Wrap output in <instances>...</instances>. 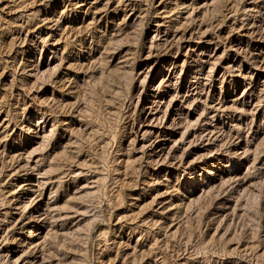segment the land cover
Segmentation results:
<instances>
[{
	"label": "rangeland",
	"instance_id": "1",
	"mask_svg": "<svg viewBox=\"0 0 264 264\" xmlns=\"http://www.w3.org/2000/svg\"><path fill=\"white\" fill-rule=\"evenodd\" d=\"M203 3L0 0V264H264V0ZM157 22L187 61L172 81L200 97L196 120L174 135L192 134L178 142L177 169L141 158L135 132L139 72L149 52H165L151 46ZM203 33L211 44L197 43ZM31 124L54 134L40 144ZM202 176L224 177L195 190ZM48 198L33 247L32 223L20 225Z\"/></svg>",
	"mask_w": 264,
	"mask_h": 264
},
{
	"label": "bare ground",
	"instance_id": "2",
	"mask_svg": "<svg viewBox=\"0 0 264 264\" xmlns=\"http://www.w3.org/2000/svg\"><path fill=\"white\" fill-rule=\"evenodd\" d=\"M198 2V1H197ZM213 2V0H204V3L202 4L203 6H207L209 4H211ZM181 3V2H180ZM183 4V3H181ZM197 4V3H196ZM214 4V3H213ZM178 5V4H177ZM230 5V4H229ZM200 6V5H199ZM198 6V7H199ZM202 6V7H203ZM218 6V5H217ZM235 6V5H234ZM210 8V6H208ZM213 7V6H212ZM218 8V7H217ZM200 9V7H199ZM219 9V8H218ZM232 9V8H231ZM230 9V10H231ZM208 10V9H207ZM233 10H235V8H233ZM219 11V10H218ZM216 11V12H218ZM228 11V10H226ZM166 12V11H164ZM163 12V13H164ZM232 12V11H231ZM191 13V12H190ZM194 13V12H193ZM214 13V11H213ZM220 13V12H219ZM187 15V14H186ZM216 15V14H215ZM231 15V14H230ZM166 16V15H165ZM190 16V15H189ZM228 16V15H227ZM226 16V17H227ZM232 16V15H231ZM191 17V16H190ZM230 17V16H229ZM164 19V18H163ZM179 19V18H178ZM185 19V18H184ZM188 19V18H187ZM166 20V18H165ZM175 20V18H174ZM183 20V19H181ZM180 20V21H181ZM186 20V19H185ZM125 21V20H124ZM173 21V20H172ZM189 21V20H188ZM167 22V21H166ZM163 23V22H162ZM171 23V22H170ZM173 23V22H172ZM166 24V23H165ZM177 24V23H176ZM171 26V24H169ZM168 25V26H169ZM173 25V24H172ZM175 25V24H174ZM178 25V24H177ZM155 26L157 27L155 30V35L152 36V39L155 38V40H159L160 42L156 43L155 45L151 44V46H157L158 47H163L165 49L164 54H156L153 52H149L148 53V58H146L145 60V67L142 71H140L139 73H141L142 76L140 78V81L142 83V89H141V93H143V98L141 100H137V110L136 112H138V124H137V128L135 130L136 134L137 133H141V138L138 140V145H139V151L141 152V158L144 157L146 159H148V163L150 162H154L157 166H161L164 165V163L167 164L168 167L172 168V169H177V163L180 162V160L178 161V157L176 156V150L178 148V144L182 141L185 140L186 135L187 137H191L192 134L189 135V133H186L187 131H183L181 132V136H179V138H175L174 135L179 132V130L181 128H183L186 124L187 125H191L190 123H193V120L190 119V116L193 114L190 109H191V105H193V103L195 102V100L197 99L198 96H196L197 93L194 94H190V95H184L183 94V86L181 84H176L175 82L172 81L173 76H175L177 73L180 75L181 72L183 73V70H185V64L187 61H182L181 63H179V49H180V45H178V48H176V50H173L172 48V44L170 43L171 40L168 39V31L166 30V28L164 30L161 29V23L157 22L155 24ZM171 28V27H170ZM169 29V27H168ZM111 32V31H110ZM114 32V31H113ZM198 32V31H197ZM205 32V31H204ZM163 34V36H162ZM112 36V34H110ZM120 35V34H119ZM175 35V34H174ZM172 35V36H174ZM201 35V31L200 33H198V37H200ZM106 36V35H105ZM109 36V35H107ZM121 36V35H120ZM162 36V37H161ZM203 37H201L198 40V44H201L204 42L206 43H210L211 44V38H209L205 33H203L202 35ZM114 37V36H113ZM117 37V35H116ZM180 37V36H179ZM189 37V36H188ZM164 38V39H163ZM174 38V37H173ZM105 39V38H104ZM113 39V38H112ZM116 39V38H115ZM172 39V38H171ZM185 39V35H182L180 37V40H184ZM202 39V40H201ZM118 40V38H117ZM174 40V39H173ZM177 40V39H176ZM194 40V39H193ZM107 41V40H106ZM110 41V40H109ZM116 41V40H114ZM120 41V39H119ZM118 41V42H119ZM179 41V40H178ZM108 42V41H107ZM124 42V40H123ZM101 43V42H100ZM106 43V42H105ZM111 43V42H110ZM152 43V42H151ZM173 43V41H172ZM104 44V43H103ZM120 43H118L119 45ZM179 44V43H178ZM188 48L191 46L189 44V40H188ZM106 45V44H105ZM114 45V44H113ZM160 45V46H158ZM186 45V44H185ZM103 47V46H102ZM116 47V46H115ZM106 48V47H104ZM109 48V47H108ZM118 48V47H117ZM116 48V49H117ZM150 48V47H149ZM153 48V47H151ZM150 48V49H151ZM113 49V47H112ZM163 49V50H164ZM194 49V48H193ZM111 50V49H110ZM157 50V49H156ZM161 50V49H160ZM102 52V51H101ZM104 52V51H103ZM125 53V52H124ZM158 53V52H157ZM112 54V53H111ZM132 55V54H131ZM127 56V55H125ZM130 56V54L128 55ZM121 57V56H120ZM123 57V55H122ZM152 57V61L149 60ZM126 58V57H125ZM131 60V59H130ZM119 61V60H118ZM121 64V71L123 69L124 73H128L127 75H130L129 73L134 70L135 68H133V66L131 65V63H129L130 61L126 58V60H122L120 58V63ZM204 61V60H203ZM118 63V62H117ZM130 65H129V64ZM210 62V60L204 61V62H199V63H189L188 68L190 69L191 72H193L194 74L196 73V71L198 72V70H203L205 68L206 65H208ZM51 62L48 61L46 62V66L50 65ZM71 65V64H70ZM80 65V64H79ZM160 65V66H159ZM211 65V64H209ZM117 66V65H116ZM51 67V66H50ZM56 67V66H55ZM211 67V66H210ZM209 67V68H210ZM118 67H116L115 69H117ZM54 69V68H53ZM119 69V68H118ZM117 69V70H118ZM214 69V68H213ZM120 70V69H119ZM138 70V69H137ZM212 70V69H210ZM209 70V71H210ZM115 71V70H114ZM113 71V72H114ZM109 72L111 73V70H109ZM212 72V71H210ZM209 72V73H210ZM108 73V72H107ZM106 73V74H107ZM137 73V72H136ZM113 74V73H112ZM116 74V72H115ZM114 74V75H115ZM113 75V77H114ZM119 75V74H117ZM122 75V74H121ZM120 75V76H121ZM105 76V74H104ZM67 77V76H66ZM110 77V76H109ZM112 77V75H111ZM246 77V74H245ZM65 78V77H64ZM104 78V77H103ZM102 78V79H103ZM131 78V77H130ZM100 77V80H102ZM117 79V78H116ZM66 80V78H65ZM110 80V78L108 79ZM67 81V80H66ZM114 81V80H112ZM124 81V80H123ZM63 82L64 79H63ZM115 82V81H114ZM119 82V81H118ZM179 82V81H178ZM103 83V82H102ZM109 83V82H108ZM127 83V82H126ZM69 84V83H68ZM105 84V82H104ZM111 84V83H109ZM108 84V85H109ZM122 85V84H120ZM127 86V85H126ZM117 87V86H116ZM113 88V87H112ZM109 90V89H108ZM194 90H196V87L194 88ZM116 92V91H115ZM116 96V95H115ZM153 97V99H149ZM200 98V97H199ZM185 99V100H184ZM208 99V98H207ZM206 100V99H205ZM114 101V100H113ZM198 101V100H197ZM207 102V101H206ZM197 103V102H196ZM119 105V104H118ZM187 105H189L190 107H187ZM186 109L187 112L185 111ZM116 115V114H115ZM54 120V119H53ZM53 122V121H52ZM40 123V122H39ZM36 125V124H34ZM45 125V124H44ZM53 125V124H52ZM55 127V125H53ZM32 124L29 125L27 127V134L32 132L33 133V138L34 139H38V142L40 140V144L44 143L47 139H49L50 134L53 132L54 127L50 128L47 131L46 127H41L39 131H37L36 129L39 128L36 126V128L34 130L31 129ZM133 127V126H132ZM186 127V126H185ZM190 127V126H188ZM185 129V128H184ZM183 129V130H184ZM188 129V128H187ZM195 129V128H194ZM56 130V129H55ZM186 130V129H185ZM194 131V130H193ZM195 132H193L194 134ZM54 134V133H52ZM197 136V134H195ZM193 135V136H195ZM134 139L136 140V135L134 137ZM188 139V138H187ZM191 139V138H190ZM193 139V138H192ZM193 141V140H192ZM179 142V143H178ZM189 142V141H188ZM133 143V142H132ZM189 144V143H188ZM191 144V142H190ZM39 145V144H38ZM41 146V145H39ZM44 146V145H43ZM5 147V146H4ZM3 151V150H2ZM13 155V154H12ZM15 156V155H14ZM13 157V156H12ZM17 158V157H16ZM140 158V159H141ZM13 159V158H12ZM11 159V160H12ZM142 160V159H141ZM36 161V160H35ZM39 161V160H38ZM55 162V161H54ZM28 163V162H27ZM36 163V162H35ZM129 164H132L129 162ZM128 163L126 164L127 166H130ZM180 164V163H179ZM52 165V164H51ZM58 165V164H56ZM153 165V164H152ZM155 165V166H156ZM23 166V164H22ZM56 167V166H55ZM60 167V166H59ZM208 166L202 167L201 169H205L206 173H209L210 175H212L211 177L216 176L215 173L213 172H208L209 169H207ZM215 167V166H212ZM160 168V167H159ZM134 169V166L133 168ZM131 169V170H132ZM140 169V168H139ZM128 171V170H126ZM171 171V170H170ZM174 172V171H173ZM126 173V172H125ZM126 175V174H125ZM221 175V174H220ZM224 176H219L217 178H214L212 180V182H210L209 180H204L206 179L205 177L203 178L202 176V184H200L199 186H194L195 190L196 189H205L204 187H206L207 189L213 186H216L218 179L223 178ZM228 177V176H227ZM39 179V178H38ZM45 181V179H43ZM48 180V179H47ZM46 180V181H47ZM224 180V179H223ZM41 182L39 181V186L42 188L43 186H45L46 182ZM37 182V180H36ZM221 182V180H220ZM33 183H32V179H28V183L27 186L23 187L20 190V195L19 197L14 199V203L13 206L19 210L22 208H25V205L27 203V198L29 196V192L33 190L32 187ZM218 186V185H217ZM175 187V186H174ZM55 188V187H54ZM57 189V187H56ZM58 190V189H57ZM167 190V189H166ZM179 190V188H178ZM177 190V192H178ZM52 191V190H51ZM207 192V190H204ZM191 192V191H190ZM202 192V191H201ZM50 193V192H49ZM54 193V192H53ZM181 193H184L183 191ZM41 194V193H40ZM55 194V193H54ZM180 194V193H179ZM91 195V194H90ZM198 195V194H197ZM42 196V195H41ZM200 196V194H199ZM30 197V196H29ZM29 202V201H28ZM30 204V202L28 203V205ZM52 200L51 199H47V200H40L37 204H35V206L31 209L30 208V213L28 215V221L26 222L27 224H21L20 225V229H22L25 225H29L30 223H32L31 227L29 229H27L25 231V239H27V243L29 245H32L33 247H37L39 245V243H37V239H39L38 234H37V230L41 229L43 227V219H41V215H45L46 213H48V211L53 210L52 208ZM54 205V204H53ZM55 208V207H54ZM56 209V208H55ZM23 211V210H22ZM55 211V210H54ZM51 214V213H50ZM45 226V225H44ZM24 239V240H25ZM41 240V239H40ZM43 240V239H42ZM27 244V245H28ZM42 244V243H41ZM23 245H26V240L25 242H23ZM26 245V246H27ZM35 249V248H34ZM24 250V249H23ZM18 252V251H17ZM10 253V252H9ZM19 254V253H18ZM17 254V255H18ZM27 256V254H25ZM10 256V254H9ZM24 256V255H23ZM14 257V256H13ZM16 257V256H15ZM19 257V256H18ZM21 258V257H20ZM11 259V258H10ZM14 259V258H13ZM25 259V258H23ZM17 260V259H16ZM22 260V259H21ZM27 260V259H26ZM30 260V259H29ZM28 260V261H29ZM24 261V260H23ZM29 263V262H28ZM27 263V264H28Z\"/></svg>",
	"mask_w": 264,
	"mask_h": 264
}]
</instances>
